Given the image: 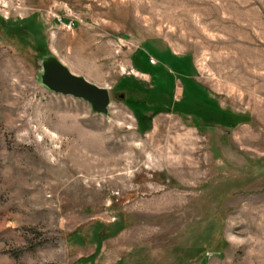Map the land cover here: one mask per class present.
Masks as SVG:
<instances>
[{"label":"rangeland","instance_id":"1","mask_svg":"<svg viewBox=\"0 0 264 264\" xmlns=\"http://www.w3.org/2000/svg\"><path fill=\"white\" fill-rule=\"evenodd\" d=\"M46 53L107 113L41 86ZM131 86L245 119L137 117ZM0 264H264V0H0Z\"/></svg>","mask_w":264,"mask_h":264},{"label":"trees","instance_id":"2","mask_svg":"<svg viewBox=\"0 0 264 264\" xmlns=\"http://www.w3.org/2000/svg\"><path fill=\"white\" fill-rule=\"evenodd\" d=\"M28 26L33 32L37 33L39 30L38 24L35 22V20H28ZM35 22V23H34ZM132 63L135 65V67L139 69H143L144 65L147 64V60H141L140 58L132 57ZM132 90H137L140 88H135L134 86H131ZM143 91L142 96L139 97V99L136 100H130L129 98H125L124 101L127 105L133 108L134 113L138 116H142L143 114L138 112L136 107H143L147 109L149 107L152 108L151 113H155L158 108H166L163 105L168 106L170 103L172 104V107L174 108V111L176 113H179L180 115L191 116V122L194 126L200 127L203 123L206 125L211 124L215 122L218 125H222L226 128H230L231 124H233L235 121H241L244 120V116L240 114L231 113L227 110H222L217 107L214 101L209 100L207 96H205L202 92L197 89L192 90H185L183 95L178 100H172L167 93L168 91L154 88V90L150 89H140ZM131 91V90H129ZM199 91V92H198ZM167 93V94H166ZM147 102L158 104L159 106L154 105H147ZM161 105V106H160ZM150 109V108H149ZM167 109V108H166ZM139 120H143V118L140 117ZM121 227L124 226V222L120 224Z\"/></svg>","mask_w":264,"mask_h":264},{"label":"water","instance_id":"3","mask_svg":"<svg viewBox=\"0 0 264 264\" xmlns=\"http://www.w3.org/2000/svg\"><path fill=\"white\" fill-rule=\"evenodd\" d=\"M39 65L38 81L46 90L81 99L96 114L107 113L110 99L107 88L98 86L83 76L71 72L50 53L40 57Z\"/></svg>","mask_w":264,"mask_h":264},{"label":"built area","instance_id":"4","mask_svg":"<svg viewBox=\"0 0 264 264\" xmlns=\"http://www.w3.org/2000/svg\"><path fill=\"white\" fill-rule=\"evenodd\" d=\"M57 21L60 22V24H62V27L65 29V30H70L72 28V25H73V20L72 19H68L66 21H63L61 22L60 20V15H57ZM149 62L151 64L154 63V60L153 59H150Z\"/></svg>","mask_w":264,"mask_h":264}]
</instances>
